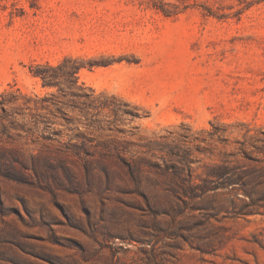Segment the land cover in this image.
Wrapping results in <instances>:
<instances>
[{"label":"rangeland","instance_id":"rangeland-1","mask_svg":"<svg viewBox=\"0 0 264 264\" xmlns=\"http://www.w3.org/2000/svg\"><path fill=\"white\" fill-rule=\"evenodd\" d=\"M7 91L0 264H264V0H0Z\"/></svg>","mask_w":264,"mask_h":264},{"label":"trees","instance_id":"trees-1","mask_svg":"<svg viewBox=\"0 0 264 264\" xmlns=\"http://www.w3.org/2000/svg\"><path fill=\"white\" fill-rule=\"evenodd\" d=\"M84 63H85L84 59L73 56H66L61 62H59L56 65H52L49 63L36 64L34 65L33 69H31V72L33 76L41 80L42 86L56 88L59 91L60 96L62 97L69 96L72 99H79L84 96L87 97V95L81 92L82 89L77 84V79L80 71L86 67ZM97 65H98L97 63H89V67H93ZM67 79H70L69 86L66 83ZM58 95H56L55 93H51L48 96H44V97H37V96H35V98L28 97L26 98V102H24L25 108L28 110L34 109L37 111L39 109H48L49 107L48 103L54 105H56V103H63L60 100L54 99V98H59ZM20 97L23 98V95L20 92L14 93L11 91H7L3 93L0 99L1 111L5 113V115H11L14 117V114L16 113V109L19 108L20 106V104L18 103ZM31 102L34 103L32 107L30 106ZM38 103H40V105H37ZM21 114L23 118H25L24 113ZM29 114H31L33 120L29 121L30 127L28 128L27 131H31L34 133L38 129L40 121H37V119L35 118L37 114H32V113ZM19 126H20L19 123L13 121L12 128L14 130H19ZM20 128H22L23 130V126Z\"/></svg>","mask_w":264,"mask_h":264}]
</instances>
